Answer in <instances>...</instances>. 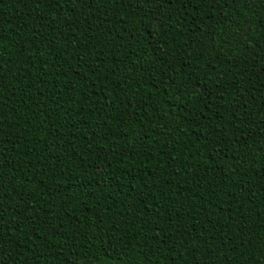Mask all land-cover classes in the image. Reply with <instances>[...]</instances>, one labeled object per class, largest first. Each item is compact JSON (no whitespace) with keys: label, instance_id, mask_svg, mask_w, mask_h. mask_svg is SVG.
<instances>
[{"label":"trees","instance_id":"1","mask_svg":"<svg viewBox=\"0 0 264 264\" xmlns=\"http://www.w3.org/2000/svg\"><path fill=\"white\" fill-rule=\"evenodd\" d=\"M262 10L0 0L3 264H264Z\"/></svg>","mask_w":264,"mask_h":264},{"label":"snow or ice","instance_id":"2","mask_svg":"<svg viewBox=\"0 0 264 264\" xmlns=\"http://www.w3.org/2000/svg\"><path fill=\"white\" fill-rule=\"evenodd\" d=\"M68 2V0H66ZM85 0H81V3H84ZM141 2H145L149 5H151L152 0H141ZM174 0H166V3L171 4L173 3ZM184 4L186 6H190L193 3V0H183ZM218 2V0H196V3L199 5H205V4H212L213 6L215 3ZM233 3L236 2V0H232ZM262 4H264V0H260ZM38 3H45L46 7L52 8L54 10V7L57 3H59V0H38ZM241 3L243 6L248 7L249 5L255 6L257 3V0H241ZM42 18V17H41ZM259 22L264 23V10L261 11L258 17ZM253 23H256V21L253 22H245L241 23L239 21L235 22V24L230 23L228 28H229V35H233V29L235 30V34L239 38V42L241 44H244L246 41H248V35L249 33L253 32ZM256 35L258 37L257 44L255 47L257 49H264V34L261 32L257 31ZM0 49H2V45H0ZM0 67H2V64H0ZM2 83H0V87H2ZM261 122L264 123V118H261ZM2 131V129H0ZM2 211V209H0ZM24 220L21 218L19 223H23ZM2 235V233H0ZM195 250V249H194ZM0 264H3V248L0 247ZM195 264H199L198 261L195 262Z\"/></svg>","mask_w":264,"mask_h":264}]
</instances>
